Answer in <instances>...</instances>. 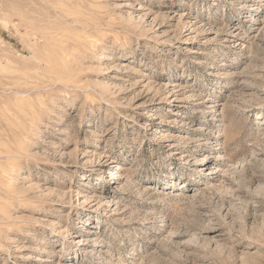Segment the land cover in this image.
Listing matches in <instances>:
<instances>
[{"label":"rangeland","instance_id":"obj_1","mask_svg":"<svg viewBox=\"0 0 264 264\" xmlns=\"http://www.w3.org/2000/svg\"><path fill=\"white\" fill-rule=\"evenodd\" d=\"M0 161V264H264V0H0Z\"/></svg>","mask_w":264,"mask_h":264},{"label":"bare ground","instance_id":"obj_2","mask_svg":"<svg viewBox=\"0 0 264 264\" xmlns=\"http://www.w3.org/2000/svg\"><path fill=\"white\" fill-rule=\"evenodd\" d=\"M73 21V20H72ZM48 40V39H47ZM82 46V45H81ZM68 47V46H67ZM83 47V46H82ZM59 48V47H58ZM60 49V48H59ZM75 55V54H74ZM76 57L77 56H75V59H76ZM71 60V59H70ZM72 61H73V59H72ZM71 62V61H70ZM77 62H78V59H77ZM62 63V62H61ZM75 63V62H74ZM49 67V66H48ZM61 83V82H60ZM60 83L58 84V87H59V85H60ZM54 84V83H53ZM63 85V84H62ZM68 86V85H67ZM70 89V88H69ZM12 157V156H11ZM4 158V157H3ZM1 162V161H0ZM5 162V161H4ZM12 167V166H11ZM13 169V168H12ZM200 169V168H199ZM16 171V170H15ZM3 176V175H2ZM10 177V176H9ZM6 179V178H5ZM9 181H11V180H9ZM12 187V186H11ZM5 189V188H4ZM4 191V190H3ZM7 195H9V194H7ZM17 197V196H16ZM7 198V197H6ZM12 199V198H11ZM97 241V240H96Z\"/></svg>","mask_w":264,"mask_h":264}]
</instances>
